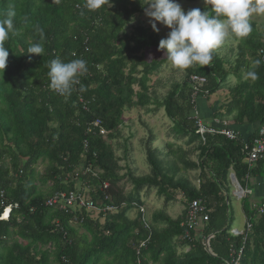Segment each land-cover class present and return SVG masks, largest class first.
Segmentation results:
<instances>
[{"label":"trees","instance_id":"obj_1","mask_svg":"<svg viewBox=\"0 0 264 264\" xmlns=\"http://www.w3.org/2000/svg\"><path fill=\"white\" fill-rule=\"evenodd\" d=\"M85 2L0 0V19L6 18L9 6L16 11V34H10L5 42L9 56L4 72H0V214L3 207L11 208L8 221H0V249L11 245L13 251L5 258L0 256V263L225 264L232 260L230 252L243 244L240 264H264V212L258 215L251 210L247 197L241 200L250 233L246 239L232 237L227 186L230 172L241 189L253 191V198L255 185L251 183L264 184V157L248 167L243 154V143L250 145L256 127L264 125V64L254 65L255 60H261L264 26L259 31L251 21L253 30L248 37H230L238 43L231 68L238 82L228 89L225 113L216 107L205 114L206 120L215 118L220 124L231 121L229 128L238 134L255 127L253 135L229 141L208 134L202 139L196 133L190 119L189 78L203 77L206 83L202 90L210 96L225 87L229 77L226 60L214 51L210 65L183 69L184 79L172 83L157 106L172 123L175 138H185L187 145L197 143V162L187 160L180 148L172 150L169 143L164 145V153L152 148L154 138L150 137L143 146L149 174L136 177L127 171L132 191L123 197L116 187L121 169L107 140L117 138L124 111L154 103L148 94V78L163 62H146L141 52L159 49V39L153 31L131 24L134 16L147 8L145 0H109V7L97 10L85 8ZM199 9L207 11L209 6ZM38 28L43 30V40ZM33 42L43 44L41 57L24 54ZM57 57L65 62H87L88 72L79 77L70 95H59L50 87L48 64ZM249 70L257 72L256 80L245 78ZM96 120L105 136L91 127ZM39 161L47 164L37 178L42 185L50 184L47 194L33 183V167ZM177 162L183 170H198L197 188L185 179H175L180 170ZM143 189H154L165 204L173 201L174 191H180L184 200L180 216L171 219L164 211H157L149 221L144 220L139 213L143 206L139 192ZM55 192L88 193L93 201L115 207L117 213L93 218L84 209L46 207V199ZM257 198L259 204L264 201V197ZM193 200H199L210 212L203 231L212 236V256L193 233L183 239L184 209ZM132 210L135 215L129 219L127 213ZM101 218L103 223L99 224ZM75 226L84 233L78 236ZM178 248L186 252L177 253Z\"/></svg>","mask_w":264,"mask_h":264},{"label":"rangeland","instance_id":"obj_2","mask_svg":"<svg viewBox=\"0 0 264 264\" xmlns=\"http://www.w3.org/2000/svg\"><path fill=\"white\" fill-rule=\"evenodd\" d=\"M145 1L148 8V4L151 3V0ZM176 2L180 4L185 12L194 8H202L207 6L205 5L204 0H196L194 2L176 0ZM251 21L257 25L258 30L260 31L264 26V15H254L251 18ZM135 23L141 25L146 29H149V32L153 31L150 26V18L146 16L145 11L142 14H137L134 16V20L131 23L132 26L135 25ZM157 27L159 28V32H153L157 35L160 41L161 39L167 37V34L170 30L159 23L157 24ZM237 45V42L229 38L221 47L215 50L220 58L226 60L224 62V68L229 72V77L227 79L225 87H223L221 90L211 95V97L207 99V106L210 107L209 109L216 105L217 107H219L217 109L221 113H225V109L223 108V106L225 107L230 100L228 89L234 87L238 82L236 77L231 72V68H233L237 56ZM141 54L146 62H163L159 70L148 78V94L150 95L151 100L154 103L147 108H135L130 111H124L122 114L123 124L118 128L119 133L117 138L111 141L107 140V143L111 146L115 157L118 159L117 165L121 169L118 172V175L121 176V180L118 182L116 187L121 191L123 197H126L132 191V185L129 182L128 178L125 177L127 171H130L136 177L149 174V167L146 163L143 146L145 142L150 139V137L154 138V141L151 144L152 148L162 149V153H164L165 150H163V147L166 143H169L173 145L172 150L180 148L182 152L186 154L187 160L193 163L197 162L198 152L195 150L197 143L187 145L185 143V138L180 140L175 138L173 132L171 131L172 123L164 116L163 110L160 107H157L162 102V99L165 97L166 93L170 90L172 83H180L184 79L183 69L174 67L167 59L163 50L148 49L141 52ZM242 79H244L243 74ZM134 90H137V88H134ZM198 100H200V98ZM201 105L206 107V101L202 102ZM146 109L148 110V112H146ZM171 159V157H167V160ZM177 165L180 170L175 176V179H185L190 185L197 188V176L199 173L198 170H183L181 169L182 166L179 162H177ZM46 168V162L41 161H39L33 167L35 177L33 183L43 194H47L50 191V184L47 183L42 185L39 183V180L37 178L41 177L44 174ZM227 184V186L229 187L228 201L232 216L231 227L233 229L241 230L243 222L245 220V217H243L241 200H245V198L247 197V203H250V206L253 205L254 207L259 206V200L258 198H253L252 190H250L251 193L249 195L241 200H239L237 196H235L234 198L231 195L234 187L232 185V187L230 186L228 180ZM139 199L143 204L142 208L139 209V213L140 215H143L144 220L147 221H149L150 215L157 211H164V213L168 217H170L171 219H175L180 216L183 209L184 200L180 191H174L173 201L167 204L164 203L163 198L156 195V191L154 189H143L141 192H139ZM134 215L135 211L133 210L127 213V217L129 219H133ZM98 222L99 224H102L103 219H98ZM74 228L77 230L78 236L84 233L81 228H77L76 226ZM10 251H13L11 245L7 246L5 249H0L1 259L5 258L7 254L10 253ZM185 252V249H177V253Z\"/></svg>","mask_w":264,"mask_h":264},{"label":"clouds","instance_id":"obj_3","mask_svg":"<svg viewBox=\"0 0 264 264\" xmlns=\"http://www.w3.org/2000/svg\"><path fill=\"white\" fill-rule=\"evenodd\" d=\"M204 2L205 5L209 6L207 11L194 8L185 12L176 0H151L148 8L145 9V14L150 18V26L154 32H159L158 23L170 30L167 37L159 41L158 47L165 52L167 59L178 69L186 70L194 65H210L213 60V52L216 49L221 47L230 37H248L253 30L251 18L254 15H264V0H204ZM105 5L110 6L109 0H86L84 7L89 10H97ZM15 16V8L9 6L6 18L0 19V72L2 73L7 66L9 56V48L5 46V42L10 39V34H16ZM37 31L41 40H43V30L38 28ZM44 52L45 49L41 42H33L24 54L41 57ZM261 63L262 61L259 59L254 61L256 66ZM48 68L50 87L62 96L70 95L74 86L79 83V77L88 72L87 62L84 59H73L65 62L57 57L49 62ZM245 78L256 80L258 74L255 70H249L245 73ZM209 97L211 95H199L194 109L197 111L196 103L199 98L207 100ZM192 110L190 119L193 115ZM197 114L204 125L206 121L201 119L198 111ZM213 120L217 119L214 118ZM225 122H229V120ZM258 127L255 129V133ZM230 175H233V173L230 172L228 175V181L233 186ZM235 184L239 186L237 182ZM242 191L244 190L242 189ZM233 195L236 196L235 187ZM85 196L96 208H112L109 212L105 211L99 214L105 216L106 214L113 215L117 213L115 207L104 206L100 201H93L88 193ZM87 213L91 214L93 218L99 216L92 210ZM8 219L9 215L6 220L0 221L6 222ZM245 220L248 221L246 217ZM232 229L231 227L229 231Z\"/></svg>","mask_w":264,"mask_h":264},{"label":"built area","instance_id":"obj_4","mask_svg":"<svg viewBox=\"0 0 264 264\" xmlns=\"http://www.w3.org/2000/svg\"><path fill=\"white\" fill-rule=\"evenodd\" d=\"M260 59L262 63L264 64V48H262L259 51ZM190 80V87L192 89V93L190 95V104L193 106L192 110V117L191 119L194 121V124L196 126V133L203 139V136L205 134L208 135H219L229 141H237L239 139V134L234 132L232 129H230L227 122H224L220 124L218 120H213V125L207 127L202 124V122L198 118L197 111L194 109L196 99L199 95L206 96L208 94L207 91L202 90L203 86L205 85L206 81L203 77H196L192 76L189 78ZM91 127L93 129H98V133L101 136H105L106 132L104 129L100 127L99 121H94L91 124ZM88 132H90V129H88ZM86 143H84V149L86 148ZM243 154L245 157V163L248 165V167H251L255 162L258 160H261L264 157V125L259 126L256 130L255 136L252 138L250 145L246 143V141L243 143ZM233 187L235 188V193L238 199L245 198L247 195L250 194V191L244 190L237 186L234 181H232ZM235 185V186H234ZM107 188V184L103 185V189ZM2 197V193H0V198ZM45 206L48 208H58L61 210H64L66 206L71 208L73 211L76 209L79 210H85L86 212L89 211H95L96 214L104 213L105 211H111L112 208H96L85 196V194L82 193H62V192H55L52 195H50L46 201ZM4 205L1 202V207ZM255 209L258 215L262 214L264 212V201L259 204V206L254 207L251 206V210ZM11 211V208L3 207V210L0 214V220H6L8 218V215ZM184 215H185V228L186 232L184 233L183 239H188L189 233H193L195 240L199 241L202 247L204 248L205 252L212 256V253L209 248V241L212 238L211 235H206L203 231V227L207 221H208V215L209 211L205 209L204 205L199 200H193L191 201L186 209H184ZM250 233V223L245 220L243 223V229L242 231L238 232L237 230H230L229 234L232 237H242L243 239H246V235ZM242 249L243 244L241 245V248L237 251H231L230 256L232 257V260L230 262H226L225 264H240V259L242 256ZM235 257V259H233Z\"/></svg>","mask_w":264,"mask_h":264},{"label":"crops","instance_id":"obj_5","mask_svg":"<svg viewBox=\"0 0 264 264\" xmlns=\"http://www.w3.org/2000/svg\"><path fill=\"white\" fill-rule=\"evenodd\" d=\"M204 101H206V107H204V106H202L201 105V103L202 102H204ZM196 104H198L197 105V111L199 112V114H200V116H201V114L203 115V116H201V119L202 120H204V121H206V124L207 125H209V124H211L212 125V118L210 119V120H206V116H205V114H209V113H211V112H213V109H215L217 106H213L211 109H209L210 107L209 106H207V100H205V99H201L199 102H197ZM203 105H205V104H203ZM208 119V118H207ZM228 123V125L230 126V128H231V125H232V122L231 121H229V122H227ZM254 129H255V127L253 128V131H254ZM246 132H244V130H241L240 131V133H239V135L240 136H242L243 138V140H245L246 138H248V137H250L251 135H253V131H250V130H245ZM248 131V132H247ZM230 184V183H229ZM251 185L252 186H254L255 185V198H257V197H264V184H262V183H258V184H255V182H252L251 183ZM231 186V185H230ZM232 187V186H231ZM232 193L234 194V189H233V191H232ZM231 193V195L235 198V196L233 195ZM238 201V200H237ZM242 212H243V210H242ZM243 217H246L245 216V214H244V212H243ZM244 223V222H243ZM242 229H243V225H242ZM241 229V230H242ZM235 230H237V229H235ZM241 230H238L239 232L241 231ZM18 242H20V243H23L21 240H19L18 239Z\"/></svg>","mask_w":264,"mask_h":264},{"label":"water","instance_id":"obj_6","mask_svg":"<svg viewBox=\"0 0 264 264\" xmlns=\"http://www.w3.org/2000/svg\"><path fill=\"white\" fill-rule=\"evenodd\" d=\"M229 177H230V180H231V181H234V182H236V181L234 180V177H233V175H230Z\"/></svg>","mask_w":264,"mask_h":264}]
</instances>
